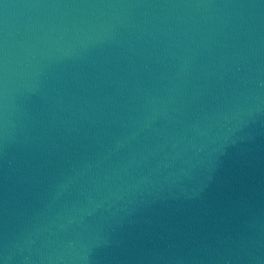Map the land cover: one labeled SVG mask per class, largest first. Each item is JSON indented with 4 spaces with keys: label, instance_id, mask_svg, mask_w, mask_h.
I'll list each match as a JSON object with an SVG mask.
<instances>
[{
    "label": "water",
    "instance_id": "1",
    "mask_svg": "<svg viewBox=\"0 0 264 264\" xmlns=\"http://www.w3.org/2000/svg\"><path fill=\"white\" fill-rule=\"evenodd\" d=\"M0 264H264V0H0Z\"/></svg>",
    "mask_w": 264,
    "mask_h": 264
}]
</instances>
